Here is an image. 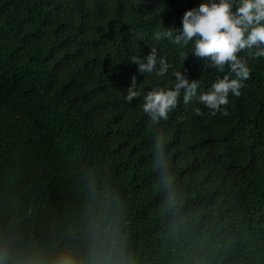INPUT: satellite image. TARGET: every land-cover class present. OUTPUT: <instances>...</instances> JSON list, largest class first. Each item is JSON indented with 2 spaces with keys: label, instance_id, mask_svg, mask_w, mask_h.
Wrapping results in <instances>:
<instances>
[{
  "label": "trees",
  "instance_id": "trees-1",
  "mask_svg": "<svg viewBox=\"0 0 264 264\" xmlns=\"http://www.w3.org/2000/svg\"><path fill=\"white\" fill-rule=\"evenodd\" d=\"M201 0H0V254L87 264L94 230L115 264H264V59L228 115L183 103L161 121L158 175L143 95L220 73L156 33ZM150 47L171 68L140 73ZM243 55V53H242ZM159 65H157V68ZM227 71V69H226ZM138 95L126 99L131 77ZM234 78V77H232ZM199 107L201 114L194 112Z\"/></svg>",
  "mask_w": 264,
  "mask_h": 264
},
{
  "label": "clouds",
  "instance_id": "clouds-1",
  "mask_svg": "<svg viewBox=\"0 0 264 264\" xmlns=\"http://www.w3.org/2000/svg\"><path fill=\"white\" fill-rule=\"evenodd\" d=\"M156 37L167 38L180 49L190 46L188 52H180L182 61L191 54L205 58L206 68L225 73L206 90L198 91L199 80L187 77L184 74L187 69L173 70L174 79L169 85L154 87L143 95L141 107L152 124L158 175L167 181V133L158 126L159 123L168 120L182 92L184 104L195 101L210 109L213 115L217 111L228 115L227 108L222 106L228 104L230 93L237 97L241 95L240 89L251 71L248 58L264 59V0H201L197 6L185 10L179 28H163ZM128 63L135 64L142 74L152 73L157 77L165 76L172 67L165 56H158L156 47H150L147 54L132 55ZM136 88L137 77L133 75L127 88V100L131 101L138 95ZM193 110L201 114L199 107ZM110 241L111 237L105 235L102 226L96 228L87 264H115ZM0 264H7L3 254H0ZM30 264H42V261L33 258ZM53 264H77V261L68 254H62Z\"/></svg>",
  "mask_w": 264,
  "mask_h": 264
}]
</instances>
